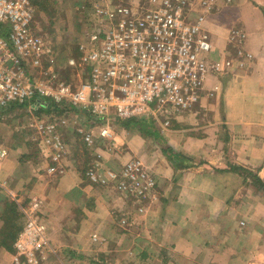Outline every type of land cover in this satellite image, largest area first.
<instances>
[{"label":"crops","instance_id":"1","mask_svg":"<svg viewBox=\"0 0 264 264\" xmlns=\"http://www.w3.org/2000/svg\"><path fill=\"white\" fill-rule=\"evenodd\" d=\"M82 4L87 34L120 7L139 19L180 7L210 43L205 79L195 100L157 119L111 109L101 127L84 114L81 144L68 116L52 109L39 112L53 132L31 124L40 116L33 98L1 111L0 264H19L15 241L26 244L28 219L47 225L35 244L48 247L43 264H264V0ZM14 107L27 108L25 142L4 125Z\"/></svg>","mask_w":264,"mask_h":264},{"label":"built area","instance_id":"2","mask_svg":"<svg viewBox=\"0 0 264 264\" xmlns=\"http://www.w3.org/2000/svg\"><path fill=\"white\" fill-rule=\"evenodd\" d=\"M115 13H107L87 34L92 48L82 59L92 69L88 82L75 93L69 85H61L60 93H54L32 77L31 70L42 64L46 49L44 38L34 27V6L30 0H0V112L31 98L36 110L47 97L56 106V102L79 104L81 111H89L87 115L93 118L111 115L113 109V115L122 119H157L163 110L171 107L178 111L195 100V89L208 69L207 35L182 19L180 7L167 5L141 19L129 17L126 7ZM30 123L46 133L53 132L56 124L39 119ZM101 133L106 134L107 129ZM85 139L92 143L91 135L86 133ZM124 174L133 176L130 166ZM43 233L42 223L28 219L23 228L26 244L18 240L17 248L26 253L29 262H33L34 252L22 250L40 245ZM36 245L32 249L39 247Z\"/></svg>","mask_w":264,"mask_h":264},{"label":"rangeland","instance_id":"3","mask_svg":"<svg viewBox=\"0 0 264 264\" xmlns=\"http://www.w3.org/2000/svg\"><path fill=\"white\" fill-rule=\"evenodd\" d=\"M40 4V10H37L34 15L35 29L38 30L44 36L45 41V52L42 57V64L38 68L31 70L34 79L43 84L46 89H51L54 93H57L62 86L69 85L70 91L75 93L80 85L84 82L87 83L92 74V69L84 64L83 57L92 48L87 44L88 39H86L87 30L89 26L84 28V15L83 12L85 8L83 7V1L87 0H42ZM87 5H85L86 7ZM90 8L87 10L89 11ZM86 13V11H85ZM93 28V26H91ZM86 44L84 49H80V45ZM238 47L235 46L234 49ZM81 50V51H80ZM86 63V62H85ZM49 99V98H48ZM50 101L46 100L44 103L40 101L38 109H36L39 121L44 122V124L49 123L51 120L49 116H46L41 111L45 107L50 106ZM66 101V100H64ZM33 104H35V99L29 103V108L33 111ZM52 111H55L61 115H66L69 125L75 132L70 135L76 142L80 143L82 140L81 133L77 132L76 128L84 127L88 122L87 112L81 111L83 108L81 106L75 105L71 102H60L58 106L52 107ZM41 109V110H39ZM50 109V108H47ZM27 108L24 107H14L10 110L5 117V127L8 129L9 135L13 141L22 140L26 141V133L21 128L25 125L27 120ZM112 114L106 117L94 118L90 122V126H109L108 121L112 118ZM100 120V121H99ZM126 120L123 121V123ZM113 122V121H112ZM113 124V123H111ZM86 127V126H85ZM113 128V127H112ZM118 125L116 126V129ZM114 131V129H113ZM119 136L121 131L117 129ZM78 134V137L77 135ZM80 138V139H79ZM81 144V143H80ZM80 151L82 150L81 145H78ZM44 225V233L46 230V224L37 220ZM46 234V233H45ZM19 238V236H18ZM15 241V253L14 258L17 255V240ZM35 245H29L25 250H32L34 254L32 255L33 262H29L26 257V253L23 252V256L19 264H43L45 259L46 248L39 246L37 252L34 248ZM13 250V247H12Z\"/></svg>","mask_w":264,"mask_h":264},{"label":"trees","instance_id":"4","mask_svg":"<svg viewBox=\"0 0 264 264\" xmlns=\"http://www.w3.org/2000/svg\"><path fill=\"white\" fill-rule=\"evenodd\" d=\"M30 2H31V4L34 6V8H35V12H37V10H40V4H42V0H30ZM43 100H45L44 98H43ZM47 100V99H46ZM49 100V99H48ZM52 107H55V105H54V103H53V101L51 102L50 101V106H49V108H52ZM131 122H133L134 124H136L138 121H130V123ZM130 123H129V120H128V122L127 123H124L123 125H126V126H129L130 125ZM138 124V123H137ZM174 153H171V156L173 155Z\"/></svg>","mask_w":264,"mask_h":264}]
</instances>
